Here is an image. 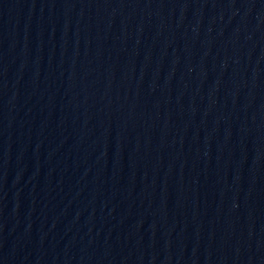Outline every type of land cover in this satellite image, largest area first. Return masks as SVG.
<instances>
[{
  "label": "water",
  "instance_id": "obj_1",
  "mask_svg": "<svg viewBox=\"0 0 264 264\" xmlns=\"http://www.w3.org/2000/svg\"><path fill=\"white\" fill-rule=\"evenodd\" d=\"M0 264H264V0H0Z\"/></svg>",
  "mask_w": 264,
  "mask_h": 264
}]
</instances>
